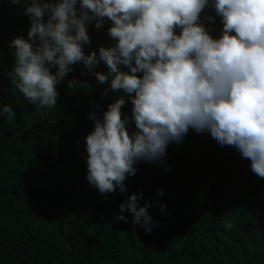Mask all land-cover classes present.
<instances>
[{"label":"trees","instance_id":"1","mask_svg":"<svg viewBox=\"0 0 264 264\" xmlns=\"http://www.w3.org/2000/svg\"><path fill=\"white\" fill-rule=\"evenodd\" d=\"M29 5L0 0V106L15 112L12 119L0 116V264H264V179L235 147L219 145L208 132L189 128L179 143L169 144L162 161L137 162L123 194L117 188L102 195L89 184V114L100 117L123 96L121 111L131 117L132 104L121 91L104 95L110 81L100 84L93 75L108 73L104 62L91 72L80 62L57 86L52 113L41 118L11 82L10 44L28 39ZM200 19L219 38L223 26L211 0ZM111 26L107 18L99 29L94 21L88 25L86 55L114 46ZM72 79L80 86L70 88ZM128 130H135L134 122ZM132 194H142L138 207L152 204L148 213L157 226L148 225L150 233L119 210Z\"/></svg>","mask_w":264,"mask_h":264},{"label":"clouds","instance_id":"2","mask_svg":"<svg viewBox=\"0 0 264 264\" xmlns=\"http://www.w3.org/2000/svg\"><path fill=\"white\" fill-rule=\"evenodd\" d=\"M209 4L30 0L25 8L31 26L27 40L16 37L10 44L15 50L11 82L41 118L52 113L57 86L80 62L89 72L104 62L107 74L93 72L100 84L110 81L104 95L121 91L132 104L131 117L121 111L123 96L109 103L100 117L89 114L94 130L85 137L86 179L102 195L117 188L125 193L124 182L136 174V163L162 161L169 144L179 143L189 128L210 133L221 146L235 147L251 161V171L264 179V0H211L223 26L219 38L200 19ZM105 18L112 22L107 34L116 43L99 47L98 56L96 51L86 55L84 46L91 44L88 25L94 21L99 29ZM68 86L79 87L80 82L72 79ZM0 116L14 118L12 106H0ZM132 122L135 130L130 132ZM141 198L132 194L119 210L130 212L133 225L150 233L147 226H157L148 213L152 204L138 207ZM116 219L127 222L124 215Z\"/></svg>","mask_w":264,"mask_h":264}]
</instances>
